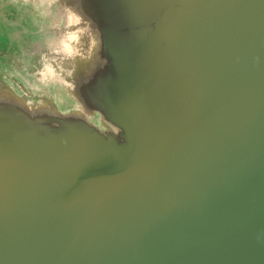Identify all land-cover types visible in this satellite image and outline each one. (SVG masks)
Here are the masks:
<instances>
[{
  "label": "water",
  "instance_id": "95a60500",
  "mask_svg": "<svg viewBox=\"0 0 264 264\" xmlns=\"http://www.w3.org/2000/svg\"><path fill=\"white\" fill-rule=\"evenodd\" d=\"M81 4L118 134L0 112V264H264V0Z\"/></svg>",
  "mask_w": 264,
  "mask_h": 264
},
{
  "label": "rangeland",
  "instance_id": "374dc122",
  "mask_svg": "<svg viewBox=\"0 0 264 264\" xmlns=\"http://www.w3.org/2000/svg\"><path fill=\"white\" fill-rule=\"evenodd\" d=\"M76 3L77 0H0V112L6 114L4 123L20 118L15 124H26L24 119L31 114H44L55 120L59 114L86 112L93 114L85 117L96 130L118 134L116 128L104 124V117L81 103L78 84L85 85L88 75L78 80L67 78V71L59 66L60 58L74 52L75 29L80 26L74 21L66 22V12H74ZM77 13L81 14L80 9ZM89 20L85 26L94 24ZM98 36L101 44L99 33Z\"/></svg>",
  "mask_w": 264,
  "mask_h": 264
},
{
  "label": "crops",
  "instance_id": "0c3cea01",
  "mask_svg": "<svg viewBox=\"0 0 264 264\" xmlns=\"http://www.w3.org/2000/svg\"><path fill=\"white\" fill-rule=\"evenodd\" d=\"M79 1H82L81 3H84V1H88V3L91 5H94L95 3V0H77V6L74 7V12H66V14L68 15V17L66 18V22H77V25L80 26V28L75 29L74 36L76 38V43L74 45L75 48L73 55L60 58L59 66L60 68H63L67 71V73L65 74L67 78L75 77L78 80L84 75H88V78L85 79V82L93 85V80L98 75L100 67L99 57H96V53H98L100 49V39L98 36L99 29H97L94 25L85 26V22L88 18H86L82 13H77L80 9L78 8V6L82 5ZM83 37H85L86 40H84ZM69 70H74V72L70 73ZM81 82L84 83L83 81ZM81 93L83 95L86 94L83 86ZM68 94L69 93L66 92V99H68ZM82 115L84 116V118H86L87 123L90 122L87 117H93V114H89L86 112H83Z\"/></svg>",
  "mask_w": 264,
  "mask_h": 264
},
{
  "label": "bare ground",
  "instance_id": "6f19581e",
  "mask_svg": "<svg viewBox=\"0 0 264 264\" xmlns=\"http://www.w3.org/2000/svg\"><path fill=\"white\" fill-rule=\"evenodd\" d=\"M166 2H168L169 0H165ZM164 2V1H163ZM137 35H135L134 37H136ZM144 40V38L142 37V36H137L136 37V41H143ZM130 98H128V99H124V100H122V104L125 106V109H127V106L126 105H128L129 103H130ZM121 104V105H122ZM122 105V106H123ZM124 108V107H123ZM150 111H153V108H150V110L147 112L148 113V115H147V117H149L150 115L149 114H151V112ZM147 113H145V114H147ZM127 116L129 117V115L127 114ZM147 117H146V119H147Z\"/></svg>",
  "mask_w": 264,
  "mask_h": 264
}]
</instances>
